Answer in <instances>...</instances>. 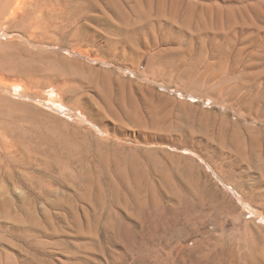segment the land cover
<instances>
[{
	"label": "rangeland",
	"instance_id": "374dc122",
	"mask_svg": "<svg viewBox=\"0 0 264 264\" xmlns=\"http://www.w3.org/2000/svg\"><path fill=\"white\" fill-rule=\"evenodd\" d=\"M8 1L0 264H264V0L48 10L28 34Z\"/></svg>",
	"mask_w": 264,
	"mask_h": 264
},
{
	"label": "bare ground",
	"instance_id": "6f19581e",
	"mask_svg": "<svg viewBox=\"0 0 264 264\" xmlns=\"http://www.w3.org/2000/svg\"><path fill=\"white\" fill-rule=\"evenodd\" d=\"M132 1L134 2L133 7L135 8L146 6L147 2H149V0H9L2 7V15H5L6 19L9 20L11 19L13 22L16 23L17 26L19 25L21 27L24 33L28 34V32L29 31L31 32L33 29L39 30L40 28L39 23L42 21V19H44V16L48 10L59 12L60 13L59 17H65V19L66 18L74 19L81 16H85L87 9L89 10L95 7H101L103 10L110 9L111 11L114 12L116 16H121L123 14L124 5H126L127 2H132ZM157 1H160V3H165V4L167 2V0H157ZM66 12L67 14H65ZM136 14H138V12H136ZM148 15L150 16L151 13H148ZM106 20L107 19H105V21ZM133 21L135 22L138 20L133 19ZM112 28L117 31H120V28L115 24L112 25ZM7 64L8 63L5 62V65ZM26 68L27 65H24L22 67V69L24 70H26ZM27 80L35 81V79H33L32 77H27ZM0 83H3L2 78H0ZM238 98L241 99H236L234 102V105L236 104L235 107L236 113L238 114L243 113V110L246 109L250 115H253V109L251 108V106L252 103L255 102V100H252L250 103L245 104L243 97L238 96ZM5 117H7L6 119H10V120L11 118L12 120L14 118V116H11V114H9V110L3 107V103H1L0 101V137H4V143L2 145L0 144V171L2 170L5 180H10V177L13 174L11 169L14 168V165L17 164V161L14 158V152H13L14 145L12 143L9 133L10 122L4 120ZM129 147H130L129 150L140 151L147 154L148 157L146 156V160L149 162H151L150 155L153 154H161L165 157L171 156L170 153H168V151H165L164 149L148 148L146 150H140L138 146L135 147V149H131L132 146ZM113 153L115 155L121 154V156L118 158V161L123 163L125 166L129 162H133V161L140 162L138 157L134 155L135 152L132 151L128 152L132 154L127 155L124 146L115 147L113 149ZM165 157H161V158H165ZM18 163L25 167L28 166L27 162L23 160L19 161ZM116 174H114L115 177H117L118 175ZM119 183L125 184V181L120 180Z\"/></svg>",
	"mask_w": 264,
	"mask_h": 264
}]
</instances>
